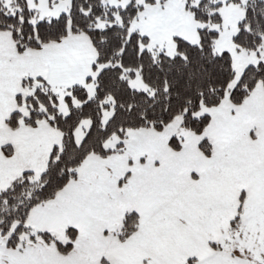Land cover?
Here are the masks:
<instances>
[{"label":"snow or ice","instance_id":"obj_1","mask_svg":"<svg viewBox=\"0 0 264 264\" xmlns=\"http://www.w3.org/2000/svg\"><path fill=\"white\" fill-rule=\"evenodd\" d=\"M0 264H264V0H0Z\"/></svg>","mask_w":264,"mask_h":264}]
</instances>
